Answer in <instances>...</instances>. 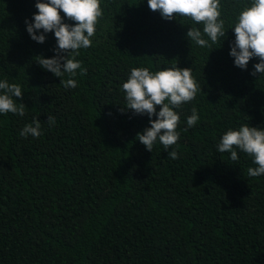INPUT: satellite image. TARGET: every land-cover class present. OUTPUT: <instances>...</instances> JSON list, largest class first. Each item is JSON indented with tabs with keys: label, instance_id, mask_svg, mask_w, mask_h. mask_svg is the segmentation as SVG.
<instances>
[{
	"label": "trees",
	"instance_id": "obj_1",
	"mask_svg": "<svg viewBox=\"0 0 264 264\" xmlns=\"http://www.w3.org/2000/svg\"><path fill=\"white\" fill-rule=\"evenodd\" d=\"M252 2L220 0L226 36L200 47L187 32L203 25L190 18L165 20L148 0H101L92 45L75 57L86 74L65 88L37 62L54 57V33L40 44L26 30L37 0H0V81L19 84L14 99L26 106L22 117L0 114V264H264V175H248L258 166L243 151L232 161L217 150L228 130H264V75L250 74L259 60L242 70L229 55ZM174 67L201 87L174 109L175 160L136 139L147 115L121 112L131 69ZM36 119L42 134L21 137Z\"/></svg>",
	"mask_w": 264,
	"mask_h": 264
},
{
	"label": "clouds",
	"instance_id": "obj_2",
	"mask_svg": "<svg viewBox=\"0 0 264 264\" xmlns=\"http://www.w3.org/2000/svg\"><path fill=\"white\" fill-rule=\"evenodd\" d=\"M148 6L151 11L159 12L165 20H175L179 16L190 18L195 24H202V31L191 27L187 32V38L200 47H211V44L226 36L224 20L221 19L220 0H148ZM35 7L38 13L32 17L34 22L25 21L31 39L43 44L45 34L54 33L57 41L54 57H37V62L44 70L60 78V84L65 88H76L78 85L74 77L77 76V70L80 75H85L86 69L82 68L81 62L75 57L80 55V49L92 45L90 38L96 32L98 19L103 16L101 0H48L47 3L37 0ZM60 11L67 19L74 21L75 25L64 23ZM40 30L43 31L37 35ZM234 34L235 41L230 46L229 53L234 58V65L246 70L249 61L257 58L259 63L253 65L254 71L250 74L264 75V0H253L250 7L240 12ZM65 74L72 78L62 80ZM0 90H3L0 94V114L24 116L26 106L14 99H23L21 86L9 84L5 80L0 81ZM122 90L126 94L127 105L126 110L121 108V112L130 109L136 115L149 117L151 126L143 133H138L136 139L147 151L152 152L157 141L166 151L170 146L177 145L180 139L177 131L180 116L174 109L193 101L201 92V87L193 78L191 69L174 67L152 73L148 68H133L127 82L123 83ZM156 106H160L159 112L156 111ZM153 116L156 117L155 120L152 119ZM199 119L197 110L193 107L187 126L194 127ZM46 123L49 126L55 124V118L48 116ZM33 124L26 125L19 135L24 138H38L42 134L41 122L36 119ZM235 149L253 157L254 164L258 166L248 168L250 177L264 175V130L249 127L247 124L239 130H228L222 136L217 150L220 153H230L231 160L237 161ZM167 152L168 158L178 159L176 150Z\"/></svg>",
	"mask_w": 264,
	"mask_h": 264
}]
</instances>
